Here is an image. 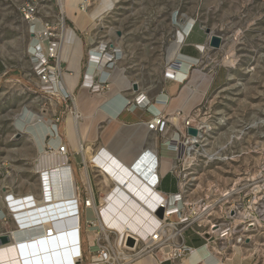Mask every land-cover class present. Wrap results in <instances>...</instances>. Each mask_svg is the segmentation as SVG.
I'll list each match as a JSON object with an SVG mask.
<instances>
[{
    "label": "rangeland",
    "instance_id": "1",
    "mask_svg": "<svg viewBox=\"0 0 264 264\" xmlns=\"http://www.w3.org/2000/svg\"><path fill=\"white\" fill-rule=\"evenodd\" d=\"M102 1L106 0H85L79 9L98 15ZM111 1L112 8L101 11L95 22L82 30L60 5V0H36L35 18L39 20L36 25L28 23L22 16L23 7L31 0H0V60L8 67L25 70L23 84L10 80L0 85V232H10L16 226L13 212L3 201L5 193H31L40 202L42 181L37 166L42 154L52 151V135H47L46 145L40 150L32 133L26 128H18L17 122L30 116L33 118L27 124H37L43 118L49 128L56 127L60 138H65L67 123L74 117L70 112L72 101L64 99L59 88L58 91L45 88L33 69L31 45L37 38L33 32L44 30L46 23L53 24L56 33H60L61 25L71 29L70 22L84 32L83 72L89 69L88 51L99 42L117 46L120 55L114 70L117 67L123 70L130 83L148 90L151 97L161 89L164 82L161 76L170 67V48L172 45L176 48L175 55L183 42L179 40V34H185L189 22L198 23L204 31L211 30L223 39L222 45L212 49L208 46V38L206 49H199L201 62H197L205 72H212V76L219 69L224 70V79L190 114L194 115L195 124L202 128L197 140L192 144L183 142L182 153L175 150L179 145L177 142L170 145L169 153L163 147V155L176 157L174 165L177 163V169L162 181L160 189L177 190L179 181L185 203L196 209L201 206L200 203L197 205L200 200L212 205L209 219L212 217L213 221L219 219L230 204L222 202L224 193L240 189L257 175L264 163V0ZM42 43L43 52H46L48 43ZM51 64L57 66L56 62ZM173 64L175 70L183 67L178 59ZM64 68L62 64V83L67 75ZM172 130L173 127L169 134ZM95 155V159L103 157L101 153ZM75 157L82 162L78 170L75 158L70 156L80 189L83 254L84 263H88L96 248L91 247L92 233L87 231L86 221L95 220L96 216L84 205L88 185L83 175V155L77 153ZM170 171L169 168L167 173ZM89 174L97 194V186L100 187L103 177L96 168H89ZM100 196H103L102 192ZM231 203L246 206V201L244 203L243 197L238 195ZM209 219L204 223L208 227L212 223ZM243 236L238 245H246L247 239H253L255 244L247 246L249 253L254 255L256 264H264V228L249 229Z\"/></svg>",
    "mask_w": 264,
    "mask_h": 264
},
{
    "label": "crops",
    "instance_id": "2",
    "mask_svg": "<svg viewBox=\"0 0 264 264\" xmlns=\"http://www.w3.org/2000/svg\"><path fill=\"white\" fill-rule=\"evenodd\" d=\"M76 14L78 13H75L73 18L77 17ZM189 24L191 25L189 27L187 26L185 34L182 32L179 34L182 36L180 39L181 42L185 35V44L183 46L181 44L175 55L176 48L172 45L173 48H170V55H168L169 65L178 59L183 63V67L171 78L166 77V70L163 76H161L164 81L161 89L154 97H151L148 90L143 88L135 91L133 89V83H130L126 79L123 70L118 67L112 72L109 86L102 93L95 95L91 93L89 88L84 87L82 85L84 73L86 72V70L83 72L82 68V60L85 57L86 47L83 41L84 32L82 31L83 28L81 30L80 27L70 22L74 36L72 37L71 35L70 38L72 39L71 44H73L74 49L69 51L62 62L65 65L64 69L67 73L64 77L63 86H65L69 95L75 98V107L78 114H80V124L77 126L78 132L75 136L69 129V123H67L66 136L65 138L61 137V142L66 144L69 152L75 158L78 164V170L82 162H79L75 155L81 153L79 150L80 145L84 151H88L89 155L99 153L103 149L101 154L107 150L128 168H131L133 165L134 169L136 167L142 168L141 175L144 176V181L151 183V185L156 180L155 166L157 164L160 175V192L167 195L180 192L179 186L177 190L173 191L160 189L162 181L171 174L167 173V171L169 168L172 169L174 167V160L176 159V157L170 154L163 155V147L169 153L171 151L169 137H176V135H174V132L169 134V131L163 134L150 131L148 122L154 115L159 113L173 115L180 111L185 115H190L202 105L209 92L217 89L215 87L221 85L224 79V75L222 78V74L225 73L224 70L219 69L212 76V72L207 73L204 71V68H200L202 67V65H199L201 64L200 59L202 57L199 53L201 51L199 48L203 51L206 49L204 46L207 45L208 35L198 23L190 22ZM78 35L82 38L79 39ZM179 53L180 57L178 58ZM198 60L200 62H197ZM94 69L95 66L91 65L89 72L92 73ZM10 80L23 84L25 70L21 67H8L0 60V85ZM136 99H139L142 104L147 103V101L149 104L137 106L134 103ZM129 100L133 101V103L127 106ZM72 115L74 116V113ZM176 121V125L183 128L182 121L174 120V122ZM178 132L180 133L181 130H178ZM144 152L145 154H143ZM142 155L143 157L140 158ZM69 164L76 179L72 161ZM88 167H91L90 164ZM83 175L85 176V181L89 183V173L88 177L84 173ZM10 193L14 197L24 196L16 195L14 192L5 193L4 196L6 197ZM15 224L16 226L10 229L9 234L20 230L17 221ZM6 233L3 231L0 232V235ZM184 239L185 245L190 248V253L181 260L174 261L161 259L158 256H146L133 264L257 263L254 255L249 253V247L255 244L253 239H247L246 245L243 246L231 242L229 244L231 248L228 247L222 254H219L217 249L213 250L206 247L205 239L198 236L192 230L185 232Z\"/></svg>",
    "mask_w": 264,
    "mask_h": 264
},
{
    "label": "built area",
    "instance_id": "3",
    "mask_svg": "<svg viewBox=\"0 0 264 264\" xmlns=\"http://www.w3.org/2000/svg\"><path fill=\"white\" fill-rule=\"evenodd\" d=\"M36 13V0H31V3L26 4L22 9V16L32 25H36V23L39 22V20H36L35 18ZM66 31V26L61 25V29L59 30L60 33H56V27L51 23H46L44 30L37 33L33 32L34 36L37 37V42L35 44L36 52L33 53V69L45 88L55 89V91H58L57 89L59 88L64 99H70L72 101L70 112L72 114L74 113V116L80 119L76 112L75 102L72 95H69L65 86H63V83L60 82L63 77L61 71L63 60H61L60 55L61 49L63 48V35ZM43 41H47L48 43L46 52H43ZM185 41L186 39L184 35L182 46L185 44ZM119 53L120 50L117 46L105 42H99L94 48L90 49L87 54L88 68H90L91 65H94L95 69L92 71L93 74L89 72V69L86 70L82 85L89 88L93 94H100L107 89L112 71L116 67L120 55ZM53 62H56L57 66H52L51 63ZM173 67H175V65L172 63L167 69V78L173 77L174 74L179 71L175 70ZM140 102L139 99H136L134 103L137 106L146 105L147 103L149 104L148 101L144 104ZM132 103L133 101L129 100L127 106ZM174 120L182 121L183 128L176 125L177 121L174 122ZM195 122L194 115H185L180 111L173 115H163L159 113L154 115L148 122V128L150 131L163 134L167 133V131L173 127L174 130L172 131L176 137L174 136L169 139V145L172 147L173 142H177L179 145L175 146V150L182 153L181 144L183 142L192 144V142L197 140V138L194 139V137L188 135L187 129L193 127L197 128L199 132L202 130V128L198 124H195ZM178 130H181V132L179 133ZM46 153L49 156L54 154L53 149L52 151H46ZM58 153L66 158V163H70L71 154L66 144H60L58 147ZM143 154H145V152ZM180 158L181 157L178 159L181 160ZM180 162L181 161H179V163ZM175 169H177V163L171 169L170 173L174 174V171H176ZM38 173L42 175L44 172L38 171ZM98 174L103 177L99 170ZM155 174L156 180L151 186L163 196L156 197L158 205L154 213L157 215V212L160 209H163L164 216L162 219L157 216L158 223L147 238L148 242H150L149 244L147 243V240L142 239L135 233H129L119 237V234L116 231L110 230L109 228L105 229L103 227L100 219V207L103 205L101 198L105 196L107 192L111 191L115 185L112 181L105 183L103 177L102 184L99 185L100 187L97 186V198L96 192L91 185L89 174L90 185L86 182L88 188L86 197H84V205L87 209L93 210L96 219L86 221V229L88 232L92 233V235H90L91 247H95L96 251L91 254V259L88 263H84L82 244L83 227L81 225V215L79 210L80 189L76 183L75 195L77 197L78 231L74 232V238L76 244L79 239L81 240V253L79 256L80 259L76 262L77 264H133L146 256H158L161 259L174 261L181 260L190 253V248L185 245L184 239L185 232L189 230H192L198 236L204 238L206 241V247L213 250L217 249V252L222 254L227 250L231 242L240 244L243 241V235L247 233L249 229L254 230L259 227L264 228V163L259 167L257 175L252 177V179H248L246 184L242 185L240 189H231V191L224 193L222 196V202L230 204L225 212L221 214V217L219 219H214L213 221L211 220L212 217L209 219L213 211H209L212 205L210 206V204H206L205 201L200 200L197 202V205L200 203L199 205L201 206L196 209L195 206L185 203L184 194L181 190L177 194H163L159 190L160 175L158 173L157 164L155 166ZM178 186L180 189V183H178ZM100 192L103 193V196H100ZM235 195H238L241 198L243 197L244 203L246 201V206L243 203L236 205L231 203V199ZM4 199L5 201L7 200L5 196ZM7 205L8 207L10 206L9 202H7ZM208 219L212 222L209 227L204 224ZM6 234L10 236L9 232ZM129 236L137 241L134 249L126 247V240ZM113 237L115 238L113 239ZM76 251V254L78 255L80 249L76 248Z\"/></svg>",
    "mask_w": 264,
    "mask_h": 264
},
{
    "label": "bare ground",
    "instance_id": "4",
    "mask_svg": "<svg viewBox=\"0 0 264 264\" xmlns=\"http://www.w3.org/2000/svg\"><path fill=\"white\" fill-rule=\"evenodd\" d=\"M60 3L71 17L75 13L79 14L74 19L83 29L94 23L101 11L105 12L113 6L111 0L102 1L97 15L96 12L88 14L79 9V4L84 5L85 0H60ZM190 25L188 24V27ZM71 35L74 37L72 30L67 29L65 44L61 49V60L74 49ZM181 37L179 35V40ZM34 43L31 45L32 52H36ZM31 118L33 117L21 118L17 122L18 128L28 129L40 150L46 145L47 135H52L50 146L54 154L49 156L44 152L38 162L37 169L44 172L40 175L42 181L40 202L31 193L23 197H14L12 193L6 196L20 230L10 234L12 239L10 245L0 246V264H77L80 259L81 240H78L77 236L76 244L74 238V232L78 231V211L73 171L70 164L66 163V158L58 153V147L62 142L57 128H49L43 118L37 124H34L35 122L27 124ZM79 124L75 116L69 123V129L75 136ZM79 150L84 157L83 171L87 177L90 164L102 173L105 183L112 181L115 185L101 198L103 205L100 207V219L103 227L116 231L119 237L135 233L147 240L158 223L157 215L154 213L158 205L156 197L163 195L153 189L151 183L144 181V176L141 175L142 168L136 167L132 170L126 167L107 150L103 152V157L97 159L95 154L89 155L88 151H84L81 145ZM87 159L91 163L87 162ZM147 243L150 242L147 240ZM76 248L80 249L78 255Z\"/></svg>",
    "mask_w": 264,
    "mask_h": 264
},
{
    "label": "water",
    "instance_id": "5",
    "mask_svg": "<svg viewBox=\"0 0 264 264\" xmlns=\"http://www.w3.org/2000/svg\"><path fill=\"white\" fill-rule=\"evenodd\" d=\"M206 34L208 35V38H209V42H208V46L212 49H219L222 45V42H223V39L217 35H215L213 32H211V30H207L206 31ZM133 89L135 91H138L139 90V86L137 83H133ZM187 133L189 136L191 137H194V138H198L200 136V132L197 128H193V127H190L187 129ZM143 155L140 157L142 158ZM138 162V161H137ZM131 169H134V165L131 167ZM157 216L162 219L163 216H164V210L163 209H160L158 212H157ZM11 238L8 234H1L0 235V246L1 245H6V244H9L11 242ZM137 244V241L136 239L132 238V237H127V240H126V247L128 248H131V249H134L135 246Z\"/></svg>",
    "mask_w": 264,
    "mask_h": 264
}]
</instances>
